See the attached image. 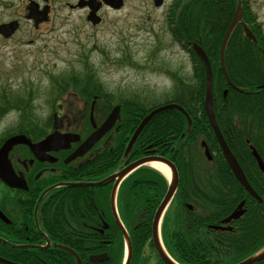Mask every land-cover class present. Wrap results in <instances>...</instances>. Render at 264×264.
Masks as SVG:
<instances>
[{
  "label": "trees",
  "instance_id": "1",
  "mask_svg": "<svg viewBox=\"0 0 264 264\" xmlns=\"http://www.w3.org/2000/svg\"><path fill=\"white\" fill-rule=\"evenodd\" d=\"M237 1L176 0V10L174 14L168 13L167 23H172L173 19L174 27L169 29L171 37L188 49L191 74L187 76L180 68L165 72L172 86L158 97L146 98L145 92L121 96L119 102L123 107L117 130L111 134L104 154L88 168V175L95 180L115 171L131 134L143 116L154 107L174 103L184 109L191 120L188 130L186 118L180 111L171 109L157 114L139 135L128 156V160L145 156L147 146L156 144V147L149 148L156 150L153 154L169 159L178 171L179 187L165 212L161 236L169 254L181 264H235L264 245V174L257 169L249 149L252 146L264 161V67L260 65L264 63V33L261 25L256 23L248 0H241L243 21L256 42L244 34L239 24L231 32L224 53L226 72L236 89L228 85L219 61L222 37ZM190 42L200 45L208 57L217 124L261 202L244 191L222 158L203 108L204 68L191 50ZM255 69L256 72L253 71ZM96 86L101 92L102 84L97 81ZM201 141L213 155L209 165L202 160ZM166 188V179L147 167L133 172L120 186L117 200L130 238L129 264H163L151 247L150 228L154 211ZM101 192L98 198L103 202L107 192L103 189ZM69 198L76 200L78 197ZM242 200L245 201L246 212L238 221L227 225L229 230L210 227L220 225L221 220ZM187 204H191L192 209ZM10 230L11 227L0 223V231L7 233ZM23 238L24 234H0V257L17 264H42L46 260L75 264L72 255L58 249L48 254L11 245L21 243ZM112 240L115 251L110 248L103 250L108 252V260L90 263L87 255L79 253L82 263L120 264L121 235L117 234ZM55 256L60 261H56Z\"/></svg>",
  "mask_w": 264,
  "mask_h": 264
},
{
  "label": "flooded vegetation",
  "instance_id": "2",
  "mask_svg": "<svg viewBox=\"0 0 264 264\" xmlns=\"http://www.w3.org/2000/svg\"><path fill=\"white\" fill-rule=\"evenodd\" d=\"M161 2L160 7H155L154 0H122V7L114 9L105 0H0V126L5 127L0 133V145L13 135H23L32 144L52 133L77 136L68 144L56 142L49 150L32 151L21 144L9 151L7 166L16 178L11 179L12 186L0 179V188L4 189L0 191V211L10 220L6 226L11 230L0 231V234H24L21 243L13 247L25 246L23 250H41L48 254L58 249L72 255V251L87 255L90 263H99L108 260L104 249L115 251L112 238L120 234L123 260L125 239L117 227L111 203L115 182L92 184L112 176L132 161L153 156L156 150L149 148L156 144L147 146L145 156L134 160L122 158L117 169L102 179L89 176L88 168L104 154L115 129L89 151L74 156L75 150L93 131L88 117L92 102L96 126L115 105H120L121 109V104H112L108 92L98 95L91 79L79 81L73 69L62 70V53L65 45L79 42L81 35L106 24L122 22L126 26L133 25L135 32L141 31L145 27L143 13L156 10L165 15L166 11H174L175 0ZM137 9L144 11L135 22L130 21V15ZM124 10V15H118ZM152 19L145 18V21ZM93 21L99 22L94 25ZM16 73L34 74L38 81H30L34 77L29 75L17 90L11 86V78ZM103 110H108L107 114L98 115L97 111ZM102 189L107 192L103 202L98 198ZM70 196L78 198L71 200ZM117 196L115 212L122 220ZM53 217H57L55 221ZM92 257L97 259L93 261ZM54 259L60 261L57 256ZM42 264L62 263L46 260ZM253 264H264V259Z\"/></svg>",
  "mask_w": 264,
  "mask_h": 264
},
{
  "label": "rangeland",
  "instance_id": "3",
  "mask_svg": "<svg viewBox=\"0 0 264 264\" xmlns=\"http://www.w3.org/2000/svg\"><path fill=\"white\" fill-rule=\"evenodd\" d=\"M248 1L251 11L264 29V0ZM143 11L144 9L133 11L129 20L135 22L140 16L139 13L142 14ZM125 13L126 10L118 15ZM145 18L153 19L145 21ZM143 21L144 29L137 32L133 25L126 26L119 22L112 26L106 24L94 32L88 31L86 35H81L77 39L79 42L64 46L62 70H79L81 63H86L108 90L120 89L130 94L145 92L146 98L149 92L154 93L153 95L165 94L163 92L170 82L150 66L151 62H160L165 66H176V68L182 64L187 67L188 76L189 59L172 43L164 27L165 19L160 12L154 10L147 14L143 13ZM159 43H161L160 46ZM125 59H128V63H124ZM29 75L34 77V74H14L11 78V86L18 90ZM32 80L37 79L34 77L30 79ZM97 112L98 115L104 113ZM36 115H39V112H36ZM4 129L5 127L0 126V133ZM2 190L4 189L1 187L0 191Z\"/></svg>",
  "mask_w": 264,
  "mask_h": 264
},
{
  "label": "water",
  "instance_id": "4",
  "mask_svg": "<svg viewBox=\"0 0 264 264\" xmlns=\"http://www.w3.org/2000/svg\"><path fill=\"white\" fill-rule=\"evenodd\" d=\"M107 1V3L109 5H111L113 8H120V6L122 5V0H105ZM160 0H158L156 2L155 0V5L158 6L160 5ZM241 7H240V3H238V6L234 12V16L232 18V21L229 25V27L227 28L222 43H221V47H220V63H221V68L223 71L224 76L226 77L227 81L230 83L225 68H224V63H223V55H224V49H225V45L227 42V39L233 29V27L235 26V24L241 19ZM96 23V22H94ZM245 33L252 38L251 33L244 28ZM193 49L195 51V53L198 55V57L200 58V60L203 62L204 68H205V78H206V82H205V99H204V110L206 112L207 118L209 120V124L213 129V132L215 134V137L218 141V144L220 146V149L222 151V154L225 157V160L227 162V164L229 165L232 173L234 174V176L237 178V180L240 182V184L245 188L246 191H248L250 194H252L253 196H255L253 190L250 188V186L248 185L238 163L236 162V160L234 159L233 155L231 154L229 148L227 147L225 141L223 140V137L217 127L216 121H215V116H214V111H213V102H212V75H211V69H210V65H209V61L208 58L205 54V52L197 45L193 44ZM169 109H177L180 112L184 113V110L176 105V104H168V105H164L161 107H158L154 110H152L147 116H145L143 118V120L141 121V123L139 124V126L137 127V129L135 130V132L133 133L127 148L125 150V154H127L129 152V150L131 149L133 143L135 142L137 136L140 134V132L142 131V129L147 125V123L158 113L164 112L166 110ZM186 118L188 119V124L190 123L189 118L186 115ZM119 119V107L116 106L115 108H113V110L110 112V114L108 115V117L104 120V122L94 131L92 132L85 140L84 142L75 150L74 156L77 155H82L83 153L87 152L97 141L100 140V138L102 136H104L114 125V123L116 122V120ZM90 120L92 122V126L94 125L93 122V114L92 111L90 112ZM72 134H67V135H58L57 133H54L52 135H49L46 139H44L43 141H41L38 144H31L23 135H15L12 136L8 139H6L4 141V143L1 145L0 147V179L9 186H12L11 184V179L12 178H16L15 175L13 174L11 168L9 166H7V164H9L8 160H7V155L9 153V151L12 149V147L14 145L17 144H26L28 145V147L32 150V151H39V150H49L50 149V145L56 143V142H61L64 141L66 144L72 142L73 140L77 139V136H75L74 138H72ZM67 145H65L64 147H66ZM206 155L209 157L208 152L206 150ZM253 156L257 161L258 166L263 169V163L261 161V159L259 158V156L257 155L256 152H253ZM151 162H159V163H163L164 165H166L168 168H170L171 174H172V180L171 183L167 189V192L162 200V202L160 203V205L158 206L154 217H153V221H152V227H151V232H152V238H153V242L156 248V251L158 252L160 258L163 260V262L165 264H173L165 255V253L163 252L160 244H159V239H158V234H157V226H158V222L159 219L165 209V207L167 206V204L169 203L173 193L175 192V189L177 188V173L173 167V165L168 162L166 159L162 158V157H157V156H153V157H144L141 159H138L135 162H132L131 164L127 165L125 168H123L120 172L116 173L115 175L103 180L101 183H106L109 182L112 179H115V184H114V188L111 194V200L112 202H114V196H115V191L117 188V185L127 176L129 175L132 171H134L136 168L145 165V164H149ZM7 166V167H6ZM22 188L25 189V187L23 186ZM242 204H240L237 209L227 218L224 220V222H227L231 219H237L241 214L242 211L239 210L241 208ZM0 219L2 221H4L5 223H9L8 219L3 215V213L0 211ZM125 238H127V235L124 234ZM93 260L97 259L96 257H92ZM91 258V259H92ZM264 258V248L262 250H260L257 254H255L254 256L248 258L247 260H245L244 262L240 263V264H253L255 262L260 261L261 259ZM77 260V264H81L80 260L78 257H76ZM0 262L2 263H6V264H12L9 261H6L4 259L0 258Z\"/></svg>",
  "mask_w": 264,
  "mask_h": 264
},
{
  "label": "bare ground",
  "instance_id": "5",
  "mask_svg": "<svg viewBox=\"0 0 264 264\" xmlns=\"http://www.w3.org/2000/svg\"><path fill=\"white\" fill-rule=\"evenodd\" d=\"M149 166L159 172H161L163 175H165V177L169 178L170 177V173H169V169L163 165L162 163H158V162H151L149 164Z\"/></svg>",
  "mask_w": 264,
  "mask_h": 264
}]
</instances>
